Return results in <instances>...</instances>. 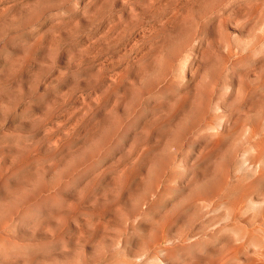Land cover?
I'll list each match as a JSON object with an SVG mask.
<instances>
[{
    "label": "rangeland",
    "instance_id": "1",
    "mask_svg": "<svg viewBox=\"0 0 264 264\" xmlns=\"http://www.w3.org/2000/svg\"><path fill=\"white\" fill-rule=\"evenodd\" d=\"M0 264H264V0H0Z\"/></svg>",
    "mask_w": 264,
    "mask_h": 264
}]
</instances>
